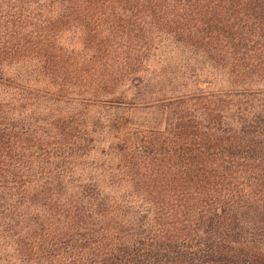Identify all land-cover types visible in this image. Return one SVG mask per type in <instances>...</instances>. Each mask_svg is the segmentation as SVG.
<instances>
[{"label":"trees","instance_id":"obj_1","mask_svg":"<svg viewBox=\"0 0 264 264\" xmlns=\"http://www.w3.org/2000/svg\"><path fill=\"white\" fill-rule=\"evenodd\" d=\"M264 0H0V264H264Z\"/></svg>","mask_w":264,"mask_h":264},{"label":"rangeland","instance_id":"obj_2","mask_svg":"<svg viewBox=\"0 0 264 264\" xmlns=\"http://www.w3.org/2000/svg\"><path fill=\"white\" fill-rule=\"evenodd\" d=\"M262 63H263V67H264V56L262 58ZM262 116H264V114H262Z\"/></svg>","mask_w":264,"mask_h":264}]
</instances>
